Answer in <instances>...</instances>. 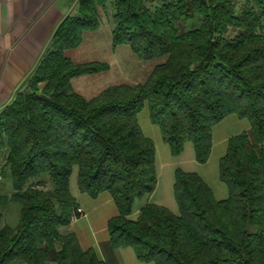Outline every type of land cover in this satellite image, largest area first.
Here are the masks:
<instances>
[{"label":"trees","instance_id":"trees-1","mask_svg":"<svg viewBox=\"0 0 264 264\" xmlns=\"http://www.w3.org/2000/svg\"><path fill=\"white\" fill-rule=\"evenodd\" d=\"M108 4L114 47L166 59L143 83L86 98L72 79L110 65L75 63L65 51L99 28ZM196 17L193 28L177 25ZM144 102L171 154L190 141L200 164L209 160L216 124L230 114L249 121L219 161L226 199L217 200L198 173L176 168L179 213L148 203L132 218L135 201L157 185L155 144L138 122ZM74 167L81 193L108 191L117 205L108 222L114 248L130 246L155 264H264V0H244L240 10L235 0H78V12L60 22L0 111V178L12 182L11 193H0V264H105L68 229L79 207ZM9 203L20 204L15 227L2 226Z\"/></svg>","mask_w":264,"mask_h":264},{"label":"crops","instance_id":"crops-1","mask_svg":"<svg viewBox=\"0 0 264 264\" xmlns=\"http://www.w3.org/2000/svg\"><path fill=\"white\" fill-rule=\"evenodd\" d=\"M77 7L78 0H0V111L13 100L26 77L47 49L57 26L66 16L72 14ZM102 12H100L99 28L85 32L82 43L75 49L80 48L86 42V38H89L88 48L94 55L100 53L102 44L108 43V41L114 54H116V50L127 45L113 46L112 31L114 25L111 23L110 18L113 17L114 11L112 9V13L106 18ZM103 21L106 22L105 25ZM123 48H125L122 49L123 52L120 51L117 54L118 64L122 66L120 67L123 74L139 75L146 70L150 71L149 73L152 72L155 66L147 68L145 65L133 62L131 47L130 49ZM66 56L75 63L99 61L91 57L84 58L82 54L77 56L76 59L68 56V54ZM130 63H135L139 68L135 71L136 73L134 71L132 73ZM91 85L92 82L89 80L87 86ZM244 120L246 119L239 118L235 114L223 118L213 127L212 149L209 160L204 164L196 161L198 165L192 164V168L185 170L198 173L211 188L217 200L226 199L228 196L227 186L219 177V161L226 153L229 138L250 129V123ZM153 135L157 136L154 130ZM147 137L152 139V136ZM162 150L164 158L160 161V166L161 169H164L169 167L172 161L168 155V153L171 154L170 148L168 153H166L164 147H162ZM157 159L158 155L155 147L156 165ZM175 170L176 168L174 169L172 182L169 180L165 189L159 194L160 179L157 173L155 190L153 193L146 195L147 197L144 196L145 198L141 199L139 204L135 201L132 218H136L141 207L148 203L162 205L175 214L179 213V207L174 196ZM72 175L70 180L71 194L74 196L77 205L83 209L84 215L71 221L68 229L75 233L81 248L83 250L93 249L98 258L105 264H155L152 261L139 260L135 250L130 246L114 248L111 245L108 222L119 215L113 197L108 191L102 192L96 198L81 193L77 181L76 185L72 181Z\"/></svg>","mask_w":264,"mask_h":264},{"label":"rangeland","instance_id":"rangeland-1","mask_svg":"<svg viewBox=\"0 0 264 264\" xmlns=\"http://www.w3.org/2000/svg\"><path fill=\"white\" fill-rule=\"evenodd\" d=\"M235 2H236L237 10H240L244 4V0H235ZM77 12H78V7L72 13V15L76 14ZM99 12H102L105 15V18L109 17V14L112 13V7L110 4H108L106 9L104 10L99 9ZM110 19H111L110 20L111 23L114 25L113 17H111ZM199 22L200 20H198V18L196 17V18H192L187 21H184V22H178L177 25L182 30H188L190 28L197 26ZM103 24L105 25L106 22L103 21ZM235 33H236V30L231 29L230 35L232 36ZM88 41H89V38H86V42L82 46H80V48L78 49L73 48L75 50L68 49L66 50L67 51L66 54H68V56L74 59H76L77 56L81 54L84 58L91 57L93 59H98L101 62L108 63L110 65V68L107 71H103V72L96 73V74L78 76L72 79L73 90L78 93L83 94L84 97L92 98L98 95L103 89L109 86H114V85H119V84L135 85V84L143 83L150 75L149 73L150 71L148 72V70L142 72L139 75L123 74L122 69H121L122 66L118 64L119 60H117V54L120 51L123 52L122 49H125L123 47H127L126 49H130V46L128 44L116 50V54H114L112 51V46H110L109 41H108V43L102 44V50L100 51V53L94 55L91 53V50L88 48V43L90 42ZM131 55H133L132 56L133 62L137 64L139 63L142 65H145L147 68H152L153 66H156L157 64L163 62L166 59V57H162L159 59H152V60H140L133 53ZM135 63H130L131 64L130 67L132 68V73H134L135 71L139 69ZM89 80H91L92 82L91 86H87V82ZM244 121L249 123L247 119ZM138 122L142 129L143 134L145 136H152L154 144L156 143L155 147L157 149V155H158L156 172L159 174V179H160V187L158 190V194H159L165 189V186L168 184L169 180L170 182H172L171 180L174 178L175 168H181L183 170H186V169L192 168L191 167L192 164L198 165L195 159L193 144L190 141L186 142L185 148L179 156H173L172 154H169L168 144H166L162 140L159 127L153 124L152 121L150 120L149 107H148L147 102L143 103V106L140 112L138 113ZM153 130L155 131L157 136L153 135ZM162 147L166 149V153H168L172 161V164H170L169 167H165L164 169H161V166H160V161L163 160L164 158ZM72 174H73L72 181L75 182V185H76L77 167H74ZM11 191H12L11 180L0 178V193L9 194L11 193ZM144 198L145 197L141 199H144ZM141 199H137L136 203L139 204V201H141ZM20 210L21 208H20L19 203H9L6 206H4L2 226L3 225H8L11 227L17 226V224L20 221V217H21ZM61 230L64 231V228H61ZM49 264H52V263H49Z\"/></svg>","mask_w":264,"mask_h":264},{"label":"built area","instance_id":"built-area-1","mask_svg":"<svg viewBox=\"0 0 264 264\" xmlns=\"http://www.w3.org/2000/svg\"><path fill=\"white\" fill-rule=\"evenodd\" d=\"M84 215V211L81 207H77V209L72 213V221L77 219L78 217Z\"/></svg>","mask_w":264,"mask_h":264}]
</instances>
